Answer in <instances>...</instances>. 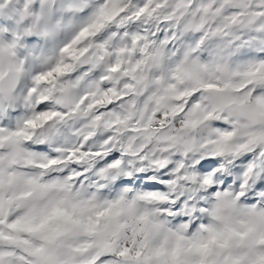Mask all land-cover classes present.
<instances>
[{"label":"clouds","instance_id":"clouds-1","mask_svg":"<svg viewBox=\"0 0 264 264\" xmlns=\"http://www.w3.org/2000/svg\"><path fill=\"white\" fill-rule=\"evenodd\" d=\"M260 60L264 0H0V166L60 186L39 202L78 264L141 244L147 264H223V235L256 223L232 249L254 264L264 245L237 246L264 234V122L234 101L264 96L239 75Z\"/></svg>","mask_w":264,"mask_h":264},{"label":"snow or ice","instance_id":"snow-or-ice-1","mask_svg":"<svg viewBox=\"0 0 264 264\" xmlns=\"http://www.w3.org/2000/svg\"><path fill=\"white\" fill-rule=\"evenodd\" d=\"M239 75L245 78V85L264 83V60L249 61ZM242 90L237 89L238 92ZM234 103L241 108L243 116L249 122H264V96L251 101L247 94L239 95ZM228 135L230 134H225V138ZM250 136V143L264 142V130L251 133ZM19 183V178L14 173H9L0 166V264H78V254H82L84 249H72L64 243L65 228L60 223L64 213L59 203L55 200L43 204L39 202L49 191L58 190L60 186L29 180L28 190L19 191ZM249 215L264 220V212L250 211ZM257 226L256 223H250L244 232L229 229L223 235L218 244L222 251L228 252L223 264H253L248 255L233 253L232 249L234 239L246 238L256 232ZM216 240L214 235L208 243H197L195 250L201 255H206L209 252V244ZM255 244L264 245V234H258V238L254 239L251 245L244 243L237 247L248 248ZM145 247L144 244L136 249L124 247L115 254L125 257L128 264H147L149 258L142 252ZM109 251L114 249L110 248ZM166 251L175 262L181 249H159L155 250L154 254L160 256ZM84 264H95L94 257L87 258ZM254 264H264V254L256 255Z\"/></svg>","mask_w":264,"mask_h":264}]
</instances>
